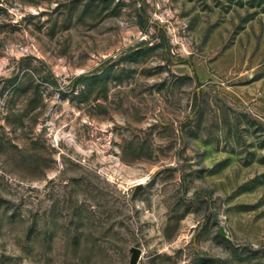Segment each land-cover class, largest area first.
<instances>
[{
    "label": "rangeland",
    "instance_id": "obj_1",
    "mask_svg": "<svg viewBox=\"0 0 264 264\" xmlns=\"http://www.w3.org/2000/svg\"><path fill=\"white\" fill-rule=\"evenodd\" d=\"M264 264V0H0V264Z\"/></svg>",
    "mask_w": 264,
    "mask_h": 264
},
{
    "label": "water",
    "instance_id": "obj_2",
    "mask_svg": "<svg viewBox=\"0 0 264 264\" xmlns=\"http://www.w3.org/2000/svg\"><path fill=\"white\" fill-rule=\"evenodd\" d=\"M131 251V259H130V264H137L138 260L141 257L142 254V249L140 247L137 246H133L130 248Z\"/></svg>",
    "mask_w": 264,
    "mask_h": 264
}]
</instances>
